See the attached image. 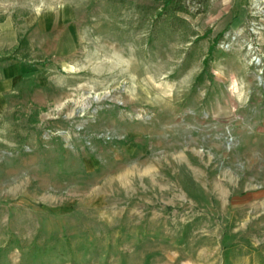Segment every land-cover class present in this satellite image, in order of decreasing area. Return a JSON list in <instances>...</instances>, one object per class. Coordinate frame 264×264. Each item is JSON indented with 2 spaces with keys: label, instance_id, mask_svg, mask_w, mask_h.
I'll use <instances>...</instances> for the list:
<instances>
[{
  "label": "rangeland",
  "instance_id": "obj_1",
  "mask_svg": "<svg viewBox=\"0 0 264 264\" xmlns=\"http://www.w3.org/2000/svg\"><path fill=\"white\" fill-rule=\"evenodd\" d=\"M0 0V264H264V0Z\"/></svg>",
  "mask_w": 264,
  "mask_h": 264
},
{
  "label": "trees",
  "instance_id": "obj_2",
  "mask_svg": "<svg viewBox=\"0 0 264 264\" xmlns=\"http://www.w3.org/2000/svg\"><path fill=\"white\" fill-rule=\"evenodd\" d=\"M171 2H172V0H169V1H168V4H170Z\"/></svg>",
  "mask_w": 264,
  "mask_h": 264
}]
</instances>
